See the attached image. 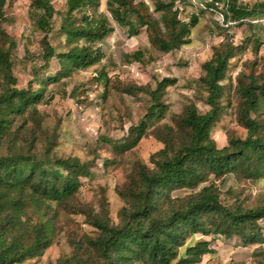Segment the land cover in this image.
Segmentation results:
<instances>
[{
    "label": "trees",
    "instance_id": "1",
    "mask_svg": "<svg viewBox=\"0 0 264 264\" xmlns=\"http://www.w3.org/2000/svg\"><path fill=\"white\" fill-rule=\"evenodd\" d=\"M6 1L0 0V16ZM52 1L30 0V6L38 13L39 28L45 32L44 65L48 66L49 58L56 56L60 70L53 79H58L59 75L97 64L103 52L96 43L110 34L114 26L103 11L95 14L100 0H67L66 11L60 13L59 29L69 48L57 52L48 39L57 12ZM218 2L208 5L216 7ZM107 4L113 19L127 26L130 36L145 27L151 46L163 53L188 44L192 27L199 21L197 15L189 23L183 21L173 0L155 3L160 18L154 16L143 0H107ZM91 8L92 14L88 12ZM227 8L224 16L240 22L264 15V1L248 7L230 0ZM2 33L0 151L4 152H0V264H23L45 252L55 229L51 218L31 220L27 206L50 201L66 204L80 190L81 178L89 176L91 168L78 156L38 157L30 152L33 140L39 139L37 130L42 128L38 104L44 97V89L33 90L31 80L27 87H18L10 52L14 42ZM235 48L232 43H222L213 57L204 62L200 82L207 91L205 101L209 109L201 112L196 104H188L177 128L167 126L160 138L164 147L151 155L152 166L139 163L138 177L131 178L128 188L121 191L125 205L119 211V221L115 223L105 213L83 209L98 234L77 242L73 254L60 264H194L212 252L210 240L188 242L196 234L237 236L244 246L264 243L260 224L264 219V203L255 207L238 202L227 204L216 184L230 174L238 179H264V123L253 116L264 111V73L250 75L238 90L239 121L247 128V135L231 136L222 147L212 136L222 117L223 81ZM131 56L141 59L144 51L137 49ZM103 75L104 72L99 74L98 79ZM174 81L162 78L155 88H148L151 105L145 118L132 125L121 142L110 140L116 149L125 151L134 147L147 133L148 122L154 116L165 115L168 105L162 99L163 93ZM177 190L189 192L178 196L174 194Z\"/></svg>",
    "mask_w": 264,
    "mask_h": 264
},
{
    "label": "rangeland",
    "instance_id": "2",
    "mask_svg": "<svg viewBox=\"0 0 264 264\" xmlns=\"http://www.w3.org/2000/svg\"><path fill=\"white\" fill-rule=\"evenodd\" d=\"M66 1H52L57 12L48 39L57 52L69 48L59 29L60 13L67 9ZM143 1L147 2L154 16L160 18L155 3L172 0ZM173 1L179 9V17L186 23L193 15L199 17L198 23L192 27L188 44L166 53L159 52L151 46L145 27H141L137 35L130 36L128 27L113 19L107 0H100L95 14L103 11L114 26L110 34L96 43L103 52L102 59L89 68L59 75L58 79H53L60 70L58 58L50 57L48 66L44 65L45 32L39 28L38 13L31 8L30 0L6 1L4 13L0 16V31L14 42L10 52L17 85L27 87L31 80L33 90L44 89V97L38 104L42 128L37 130L39 139L33 140L30 152H35L38 157L78 156L91 168V174L81 178L80 190L66 204L50 201L40 206H27L31 220L51 218L55 229L52 243L45 252L23 264H60L73 254L77 242L87 236H96L98 232L88 222L83 209L90 208L94 213H105L112 222L119 221V211L125 205L121 191L128 188L131 178L138 177L139 163L152 166L151 155L164 147L160 138L167 126L177 128L188 104H196L201 112L209 109L205 101L207 91L200 82L204 74L203 64L225 42L236 48L223 81L222 117L212 136L222 147L228 144L231 136L247 135V128L239 121L241 95L238 90L250 75L264 73V15L251 16L240 22L224 16L230 0H219L216 7L208 5L216 0ZM263 1L237 0V4L252 7ZM93 10L91 8L88 12L92 14ZM78 16L81 18V14ZM137 49L144 51L141 59L131 56ZM102 72L105 76L98 79ZM162 78L175 80L163 93L167 112L148 122L147 133L134 147L125 151L116 149L110 140L121 142L129 134L130 127L145 118L151 105L148 88H155ZM2 80L0 71V82ZM48 96L52 97L47 99ZM253 116L264 123V111ZM32 124L30 121L29 125L33 127ZM30 135L32 138V133ZM216 184L227 204L238 202L255 207L264 203V179H238L230 174L218 179ZM188 192L177 190L174 194L184 196ZM260 224L264 231V219ZM202 239L210 240L212 252L204 254L202 260L194 264H264V243L244 246L237 236L226 238L212 234H196L188 242Z\"/></svg>",
    "mask_w": 264,
    "mask_h": 264
}]
</instances>
